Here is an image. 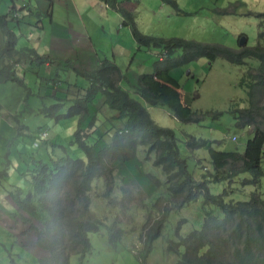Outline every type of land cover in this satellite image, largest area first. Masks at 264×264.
Here are the masks:
<instances>
[{
    "label": "rangeland",
    "instance_id": "1",
    "mask_svg": "<svg viewBox=\"0 0 264 264\" xmlns=\"http://www.w3.org/2000/svg\"><path fill=\"white\" fill-rule=\"evenodd\" d=\"M74 1L79 6L80 2L87 0ZM92 1L89 3V15L94 16L96 11L97 19H88V16L84 15L86 8H80V18L83 20L85 31L94 39L97 59L100 61L109 59L117 65L128 79L123 78L119 87L127 89L133 99L146 106L155 124L175 132L182 154L185 157L189 156L186 147L189 136L197 140L218 142L212 143L216 150H237L244 153L247 141L251 137V128H239L236 116L240 109L249 106L248 73L251 68L260 66L259 61L247 59L245 64L235 65L222 58L215 62L201 58L175 69V75H183L181 83L186 86V96L192 103L193 111L198 114L208 112L199 124L181 123L168 109L148 106L135 93L132 86V83L138 82L136 74L148 71L151 62L154 63V60L159 57L161 47L157 43L149 46L138 44L136 40L134 41L131 32L129 33L130 43H128L124 33L118 35V29L120 27L119 30L123 29L122 16L107 6L103 0ZM122 3L123 7L132 13L134 24L139 31L155 38L179 37L185 40L221 44L239 50L241 49L240 39L246 36L248 47L257 46L260 40L264 45V35L260 36L264 34V0H122ZM21 23L23 28L18 30L17 49L21 50L31 45V49H35L41 55H50L47 54L46 44H42L48 43L52 38L50 17L45 15L42 23L36 15L33 21L23 17L19 24H13L19 26ZM62 29L59 27L57 33H61ZM131 29V26H125L124 31L128 32ZM28 36L33 38L32 42L27 39ZM38 37L40 40H36ZM3 46L0 34V51ZM65 53L75 57L71 52ZM67 59L68 57L64 65L61 66L59 60L53 68L49 69L43 66L41 70L31 63L32 71H25L23 67H14L16 77L21 83L0 74V264H38L40 259L49 254L48 251L38 247L36 233L25 224L22 217L25 213L19 210L12 197L14 187L17 186L23 189V197L28 195V180L21 175L25 169H28V163H33L31 158L43 160L45 163H51L52 156L69 155L86 160L85 155L72 144L79 120L76 117V119L57 120L46 115L49 109L61 104L58 100L60 98L54 96L55 93L60 96L65 94L60 100H63L66 106L73 102L69 100V96L74 93V91L69 92L70 85L74 87V84L79 82L81 89L89 87L87 76L81 75L82 72L75 69L73 61ZM74 61L77 60L74 59ZM22 63L26 65L28 61ZM3 66L0 62V72ZM97 69L98 66L94 72ZM35 71L40 72L41 77L38 78L32 73ZM188 71L191 72V76L187 74ZM54 72L60 74L62 87L59 90L50 87L44 96L40 92L41 81L44 77L56 79ZM102 102L99 99L97 106ZM65 106L62 107L61 114H67L70 105L66 108ZM106 109L108 112L117 114L109 107ZM95 110L91 111V117H94ZM216 113H220L221 116L216 118ZM87 123L88 120L82 123L84 129ZM95 127L100 128V126ZM45 128L48 130L47 141H41L38 136ZM95 131L101 133L99 129ZM101 131V134L106 135V130L101 129ZM235 136L236 142L232 141V137ZM96 139L97 137L91 139L89 143H96ZM34 143H38L39 147L35 148ZM24 148H29L30 158L28 155H23ZM147 154L146 148H139L142 174L138 177L141 181L137 183L141 187L129 185L135 189L133 194L137 192L138 201L130 205L127 210L122 209V198L126 197L128 202L133 194L131 191L124 193L119 190L120 186H124V182L119 177L118 170L114 171L118 178L116 183L114 181L112 184L106 179H99L94 183L91 193V211L106 223L101 227L100 232L90 234L92 251L86 259L82 262L79 256L72 255L70 264H144L140 254L145 240L143 238L145 225L149 222L151 228L161 219L163 210L159 208V205L161 202L165 205L168 200L165 176L160 168L154 166V156L150 154L147 158ZM191 155L188 160L189 168L194 171L193 176L197 181L203 180V175L214 172L208 160V149L196 151ZM22 157L24 160L21 159ZM134 170L135 168L124 167L120 174L132 177ZM135 174L138 175V171ZM248 176L242 175L232 184H212L211 192L214 195L227 194V201H247L255 191L261 193L264 198V177L261 180V186L259 185L260 189L256 190L254 186L243 184L244 178ZM112 189L111 195L106 196L107 191ZM206 209L209 210L210 207L207 206ZM212 209L213 215L223 217L219 208ZM204 218L205 209L201 198L184 208L172 211L164 224L161 236L154 242L146 264H177L180 257L177 253L169 251L170 242L177 241L178 231L181 236L186 237L192 231L200 230ZM114 220L124 231L122 239L116 244L110 241L106 228L107 223ZM180 252L183 253L184 248H181Z\"/></svg>",
    "mask_w": 264,
    "mask_h": 264
},
{
    "label": "trees",
    "instance_id": "2",
    "mask_svg": "<svg viewBox=\"0 0 264 264\" xmlns=\"http://www.w3.org/2000/svg\"><path fill=\"white\" fill-rule=\"evenodd\" d=\"M51 2L53 0H50ZM107 6L119 12L124 19V26H131L133 36L138 44L150 45L157 43L162 49V60L155 63L151 73H142L136 92L147 104L153 107H163L172 112L174 117L184 124H199L206 114L193 111L187 98L185 85L181 83L183 75H175V69L195 60L205 58L215 62L222 58L235 65H243L247 59L259 61L258 68H251L248 73L247 96L249 106L240 109L236 116L239 128H251L244 153L236 151H220L212 147V142L206 139L188 137L185 157L178 145V139L173 130L155 124L148 110L141 102L133 99L130 93L119 87L123 78L121 70L109 59L101 61L95 72L84 74L90 84L87 89L76 90L72 99L73 105L67 114H61L65 104L49 109L46 114L59 119L78 117L79 124L74 133L72 144L77 146L86 160L73 158L69 155L51 157V163L32 157L33 163L22 177L28 180V195L23 197V189L14 187L12 197L23 215V220L30 230L36 233L39 248L48 251V256L39 260L38 264H70L72 255H77L83 262L92 251L91 233H98L105 225L103 220L91 211V193L94 183L99 179L110 182L117 181L115 174L124 182L119 190L133 194L131 184L141 187L138 180L142 174L139 162V148L147 149L148 155L154 156V166L161 169L165 176V187L168 200L159 208L163 216L150 228L145 225L143 233V249L141 261L146 264L153 250L154 242L161 236L162 229L172 211L184 208L200 198L203 199L205 218L200 230H194L186 237L180 235L177 241H171L169 251L175 252L180 259L177 264H264V198L261 193L253 192L247 201H227V194L214 195L212 184H232L242 175L244 185L260 189L264 177V45L262 41L257 46H245L239 50L216 43H203L185 40L179 37L155 38L143 34L134 24L132 13L121 8L117 0H103ZM16 7L7 16H0V31L5 44L0 51V62L3 63L1 75L7 79L20 82L16 70L9 62L22 63L30 61L41 67L54 63L50 58L37 54L34 49L24 52L16 51L18 35L11 27L20 23L23 17H17ZM28 15L38 16L42 23L45 17L39 9H30ZM264 15V14H263ZM50 17V15H46ZM52 22V20H51ZM264 34H260L262 37ZM23 52V53H22ZM183 54L182 56H180ZM20 56L18 60L17 57ZM28 56V57H26ZM78 72L77 70H75ZM79 73V72H78ZM81 73V72H80ZM11 74V75H10ZM10 75V77H9ZM9 77V78H8ZM104 98L103 104L117 112L115 119L121 122L120 128L114 132L101 134V128L91 124L82 128V120L89 113V106L98 97ZM68 101V100H67ZM66 102V100H64ZM63 107V108H62ZM221 116L216 113L215 117ZM99 129L101 133L95 131ZM96 143L90 144L91 139ZM108 142V143H107ZM35 148L39 147L34 143ZM208 149L209 161L214 172L203 175V180L197 181L189 168V157L196 151ZM30 158V155H28ZM199 165V164H198ZM135 168L134 176H121L122 168ZM115 171V172H114ZM138 171V175L135 172ZM133 173V172H132ZM115 174V177H114ZM131 175V174H129ZM111 184V185H112ZM260 185V186H259ZM143 188V187H142ZM108 190L107 195H111ZM137 193V192H136ZM136 193L126 202L122 198L121 206L127 210L137 202ZM141 193V192H138ZM210 207L209 210L206 207ZM213 207L219 208L223 217L213 215ZM183 223V222H181ZM112 244L119 242L124 231L118 222L106 226ZM184 248V252L180 249Z\"/></svg>",
    "mask_w": 264,
    "mask_h": 264
},
{
    "label": "crops",
    "instance_id": "3",
    "mask_svg": "<svg viewBox=\"0 0 264 264\" xmlns=\"http://www.w3.org/2000/svg\"><path fill=\"white\" fill-rule=\"evenodd\" d=\"M94 1H96V0H94ZM92 2H93L92 0L83 1V2H80L79 6H78L74 0H53L52 2L50 0H0V16H7L13 7H16L18 14L20 15L19 17H26V18H29L31 21H33V19H35V16L28 15L29 14L28 12L30 9H32V10L39 9L43 14L50 15V29L52 32V38L48 43H45V42L42 43L43 45L46 44L45 47H46L47 54H50V55H42V57L50 58V60H52L54 63L46 64L43 66H46L48 69L53 68L54 65H56L58 63L59 60H60L61 66H62V65H64V61L66 60V57H68L67 60L73 61V63L75 64L74 65L75 69L82 72L81 75H84L86 73L94 72L96 66H99L101 63V61L99 59H97L98 54L96 53L95 46L93 43L94 39L88 32L85 31L84 25H83V20H82V18H80V15H81L80 8H86L84 15L88 16L87 18L90 20L97 19L96 11H95L94 16L89 15V10H90L89 3H92ZM117 2L121 8L125 9L123 7L124 5L122 3V0H117ZM117 13H119V12H117ZM51 20H52V22H51ZM59 27L63 28L61 30V33H57V30ZM11 28L18 35V30H22L23 24L21 23L16 28L15 27H11ZM109 28H111V26ZM124 28H125V26L123 25L122 30H119V29H121V27L118 29V35L121 33H124V35L127 38V42L130 43L129 33L131 32V34L133 36V31L131 29V30H128V32H125ZM104 29H105V27H104ZM0 34H1V31H0ZM30 34H33V33H30ZM89 35L91 37H89ZM133 38H134V36H133ZM1 39H2V42L5 44V40H4V37L2 36V34H1ZM27 39L30 42L33 41V38H30L29 36L27 37ZM36 40H40V38L38 37ZM134 41H135V38H134ZM18 43H19V40H18ZM125 45H126V42H125ZM17 46H18V44H17ZM31 48H32L31 45H28V47L23 48L21 50L16 49V51L18 53H20L19 51L24 50V52L26 53ZM65 52H71L74 54L75 57H73V56H71ZM20 56L21 55H19L16 60H18L20 58ZM74 59L77 61H74ZM157 61H159V60L158 59L154 60V63L152 61L151 67L145 73L153 72L155 63ZM32 65H35L37 67L36 63H33ZM43 66L41 67V70H42ZM19 67H23L25 69V71H28V70L32 71V68L30 67V61L28 63H26V65H23V63H20ZM32 73L36 74V76L38 78L41 77L39 74L40 72L35 71V73L34 72H32ZM55 74H56V79H47L46 77H44L42 79V81H41V88L42 89L40 92H42V94H44V96H46L47 89H50V87L51 88L54 87L57 90H59L62 87V85H61L62 81L60 79V74L59 73H55ZM140 75H141L140 73L136 74V76H138L137 78H139ZM1 76H6V75H1ZM123 78H126L125 80H128L127 77H125L124 75H123ZM123 78L121 80H123ZM79 84H80L79 82H76L74 84V87L70 85L68 90H69V92L74 91V93L69 96V100H72L75 97L76 90H77V88H79ZM89 84H90V82H89ZM135 84H137V83L136 82L132 83V86L134 87ZM125 90H127V89H125ZM134 90L136 91L135 87H134ZM135 93L138 94L137 92H135ZM54 96H56L57 98L59 97L60 99H63L65 94H64V96H60V95H57L55 93ZM99 99H101L104 102V98L102 96H99L97 101ZM97 101L94 104H91L89 106V110H90L89 117L84 118L82 120V123L84 121L88 120V123H87V126L85 129L89 128L91 126V124H93V126H97V127L100 126L101 129L106 130V132L108 134H110L111 132H114V128H117V127L120 128L122 124L120 121H117L115 119L117 114H113L111 112H108L106 109L107 106L104 105L103 102L97 106ZM72 104L73 103H70V104L68 103V105H70V107L72 106ZM190 104L192 106L191 102H190ZM68 105H66L65 108ZM95 105H96V107H94ZM147 105L150 107H153L149 104H147ZM92 108L96 109L95 113H94V117H91V111H93ZM76 118L78 120H80L78 117H76ZM76 118H73V119H76ZM74 122H77V120H74ZM77 124H79V121ZM23 150H24L23 155H28L29 148H24ZM21 159L24 160V157H22ZM28 164H31V163H28ZM140 181H141V179H140ZM114 222H115V220L111 221L110 223H107V225H112Z\"/></svg>",
    "mask_w": 264,
    "mask_h": 264
},
{
    "label": "clouds",
    "instance_id": "4",
    "mask_svg": "<svg viewBox=\"0 0 264 264\" xmlns=\"http://www.w3.org/2000/svg\"><path fill=\"white\" fill-rule=\"evenodd\" d=\"M16 16L17 17H19L20 15L18 14V13H16ZM248 40V39H247ZM247 46V45H246ZM245 47V46H244ZM244 47H240V48H244ZM15 49H17V46H16V48ZM36 51V50H35ZM37 54L38 55H40L38 52H37ZM40 56H42V55H40ZM162 55H161V53L159 54V57L157 58V59H159V60H162ZM12 64L13 65V67H15V68H18L19 67V65H20V63L18 62V63H14V61H11V62H9V64ZM31 64H33V63H31ZM47 64H50V63H47ZM46 65V64H45ZM73 105V104H72ZM145 107V106H144ZM146 108V107H145ZM149 112V111H148ZM153 119V118H152ZM179 121V120H178ZM180 122V121H179ZM44 134H46V136H44ZM47 135H48V130L45 128V129H43L41 132H40V134H39V138H40V140L41 141H47ZM233 138H236V136L235 137H232V141H234L233 140ZM236 141H237V138H236ZM236 141H234V142H236ZM212 143L214 142V143H218V142H215V141H211ZM213 147V146H212ZM209 160V159H208ZM115 222H117V221H115ZM114 222V223H115ZM113 223V224H114ZM107 226H109V225H107ZM92 234V233H91Z\"/></svg>",
    "mask_w": 264,
    "mask_h": 264
},
{
    "label": "water",
    "instance_id": "5",
    "mask_svg": "<svg viewBox=\"0 0 264 264\" xmlns=\"http://www.w3.org/2000/svg\"><path fill=\"white\" fill-rule=\"evenodd\" d=\"M247 37L246 36H242L241 37V39H240V42H239V45H240V47H244V46H246L247 45ZM191 72L190 71H188L187 72V74L189 75V76H191V74H190ZM193 78H194V76H192Z\"/></svg>",
    "mask_w": 264,
    "mask_h": 264
},
{
    "label": "built area",
    "instance_id": "6",
    "mask_svg": "<svg viewBox=\"0 0 264 264\" xmlns=\"http://www.w3.org/2000/svg\"><path fill=\"white\" fill-rule=\"evenodd\" d=\"M44 136H46V134H44ZM234 141H236V138H233Z\"/></svg>",
    "mask_w": 264,
    "mask_h": 264
}]
</instances>
